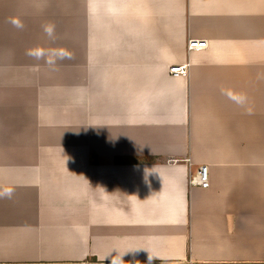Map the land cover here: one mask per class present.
I'll return each instance as SVG.
<instances>
[{"label": "crops", "instance_id": "obj_1", "mask_svg": "<svg viewBox=\"0 0 264 264\" xmlns=\"http://www.w3.org/2000/svg\"><path fill=\"white\" fill-rule=\"evenodd\" d=\"M7 186L0 264H264V0H0Z\"/></svg>", "mask_w": 264, "mask_h": 264}, {"label": "clouds", "instance_id": "obj_2", "mask_svg": "<svg viewBox=\"0 0 264 264\" xmlns=\"http://www.w3.org/2000/svg\"><path fill=\"white\" fill-rule=\"evenodd\" d=\"M9 22L17 29L23 28V24L19 18H12L10 19ZM43 32L49 39H55V25L54 24L44 25ZM26 55L33 58L36 61L43 60L44 64L47 65L51 71L56 70L58 61L71 60L73 57V54L65 48L59 47V48L45 49L40 46L27 49ZM221 93L229 101H231L234 105L245 109L246 112L251 114V108L249 106L250 102H249V98L246 93L241 92V91H236L230 88L221 89ZM13 195H14L13 187L11 186L0 187V199H5V198L12 199ZM125 253L123 254L116 253L114 256H109L108 254L104 257V259L109 258V264H123L124 261L122 260V256ZM148 259L150 262L152 258H148Z\"/></svg>", "mask_w": 264, "mask_h": 264}, {"label": "built area", "instance_id": "obj_3", "mask_svg": "<svg viewBox=\"0 0 264 264\" xmlns=\"http://www.w3.org/2000/svg\"><path fill=\"white\" fill-rule=\"evenodd\" d=\"M206 47V42L202 39H188L186 48L190 50H199ZM188 71V64H175L170 65L169 74L172 77L185 76ZM188 184L190 186H199L202 188L208 187V174L207 167L202 165L198 167L196 173L188 178Z\"/></svg>", "mask_w": 264, "mask_h": 264}]
</instances>
